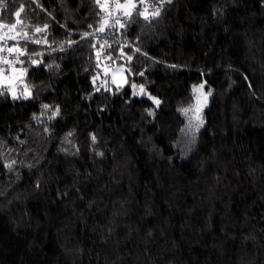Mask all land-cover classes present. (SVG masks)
<instances>
[{
    "label": "trees",
    "instance_id": "1",
    "mask_svg": "<svg viewBox=\"0 0 264 264\" xmlns=\"http://www.w3.org/2000/svg\"><path fill=\"white\" fill-rule=\"evenodd\" d=\"M114 1L0 0V264H264V0Z\"/></svg>",
    "mask_w": 264,
    "mask_h": 264
},
{
    "label": "rangeland",
    "instance_id": "2",
    "mask_svg": "<svg viewBox=\"0 0 264 264\" xmlns=\"http://www.w3.org/2000/svg\"><path fill=\"white\" fill-rule=\"evenodd\" d=\"M133 3L137 4L138 1L133 0ZM119 4L123 5L121 2H119ZM0 24L11 25L3 23L1 20ZM0 36L4 37V39H0V49H3L0 51V68L3 69V76L0 77V84L7 86L15 97L23 99L28 98L31 96V92L25 82V71L17 65L21 53L24 52L21 47L23 43L21 42L26 39V34L19 29L17 24L15 29H11L10 27L0 28ZM12 36H15L16 39H11L10 37ZM8 48H13L14 51L9 53L7 51ZM3 59H7L12 63L4 64L2 63ZM102 67L103 73L115 84L120 85L127 81L126 66L102 63Z\"/></svg>",
    "mask_w": 264,
    "mask_h": 264
},
{
    "label": "snow or ice",
    "instance_id": "3",
    "mask_svg": "<svg viewBox=\"0 0 264 264\" xmlns=\"http://www.w3.org/2000/svg\"><path fill=\"white\" fill-rule=\"evenodd\" d=\"M96 2H97L98 5H100V7L102 9H104L105 5L104 4H101V0H96ZM144 2H145V0H140V3H144ZM117 7L118 8H125V9H135L136 8V4L133 3V0H126V3L123 4V5H121V4L118 3V0H117ZM21 11H23V9H21ZM146 12H147V9H145V12H140L139 14L142 15V16H144L145 19H148L149 16L146 14ZM20 14H21V12L18 11V12L15 13V16L18 18L20 16ZM125 15H131V12L130 11H126L125 12ZM151 15L152 16L159 15V10L157 9L156 11L152 12ZM19 23H21V21L19 19H17L16 23L11 24L10 26L9 25H4V24H0V28L10 27L11 29H15L16 26H17V24H19ZM37 31H40V29H37ZM99 31H101V32L104 31V27L101 26V28L99 29ZM85 35H89V34L86 33ZM10 38L13 39V40L16 39L15 36H12ZM0 39H4V37L0 36ZM2 50L3 49H0V51H2ZM7 51L9 53H12L14 51V49L13 48H8ZM2 63H4V64H11L12 62L9 61V60H7V59H3L2 60ZM141 75H143V74L141 73ZM2 76H3V69L0 68V77H2ZM203 87H204L203 84H201L199 86L200 89H202ZM196 90L197 89L194 86V91H196ZM143 91H144L143 86H141V92H143ZM152 99H153V101H154L155 104L159 105V103H160L159 100H156L155 98H152ZM45 107H47V105ZM183 111L187 112L188 109H184ZM197 111H199V109H197ZM197 118H199V117H197ZM201 123H202V121H201ZM93 139H95V138H93Z\"/></svg>",
    "mask_w": 264,
    "mask_h": 264
},
{
    "label": "built area",
    "instance_id": "4",
    "mask_svg": "<svg viewBox=\"0 0 264 264\" xmlns=\"http://www.w3.org/2000/svg\"><path fill=\"white\" fill-rule=\"evenodd\" d=\"M109 11V19H108V23L110 26H120L123 22L119 12H118V7H117V3L114 1L109 5L108 8ZM98 57L104 61H108L109 57L107 55V46L104 42H102L99 45L98 48Z\"/></svg>",
    "mask_w": 264,
    "mask_h": 264
}]
</instances>
